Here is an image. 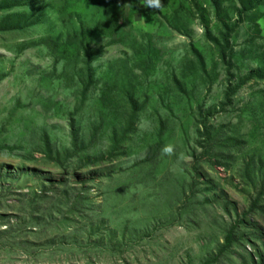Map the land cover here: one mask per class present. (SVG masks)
<instances>
[{
	"label": "rangeland",
	"instance_id": "374dc122",
	"mask_svg": "<svg viewBox=\"0 0 264 264\" xmlns=\"http://www.w3.org/2000/svg\"><path fill=\"white\" fill-rule=\"evenodd\" d=\"M115 2L120 34L116 40L94 34V47L101 50L94 67L101 82L75 120L90 131L104 82L120 93L117 101L123 105L129 81L138 109L136 135L125 143L126 155L111 157L113 129L100 131V151L91 167L102 166L104 173L92 181L63 175L65 169L39 146L46 130L57 145L71 147L68 115L79 107L76 74L83 67L79 61L65 68L54 60L56 49L38 44L48 31L52 39L70 31L73 22L54 9H42L41 3L35 19L42 24L0 32V76H5L0 82V264H203L216 255L225 230L237 221V233L264 248V221L247 214L253 191L243 186L236 170H225L205 155L197 129L199 117L207 118L208 126L236 125L245 134L236 167L251 155L264 159V80L240 84L264 64V19L258 22L260 34L245 21L229 38L234 52L230 76L220 54L226 46L223 32H228L224 24L236 22L227 11L229 2L221 17L208 0H162V10L146 7L145 0ZM16 11L0 12V19ZM198 50L203 68L196 71ZM137 53L153 61L148 76L127 68L139 59ZM226 56L229 60V49ZM175 77L187 82L186 88L180 89ZM239 84L227 100L229 86ZM167 145L174 148L171 156L162 154ZM152 149L161 153L154 162L149 160ZM66 166L77 167L75 162ZM83 186L93 212L80 217L70 214L69 202ZM42 188L48 192L43 204L50 208L39 212L36 224L27 199ZM212 190L218 195L213 203L204 201ZM229 204L237 208L231 215ZM233 250L232 263L222 256L218 264H250L252 245L236 244Z\"/></svg>",
	"mask_w": 264,
	"mask_h": 264
},
{
	"label": "trees",
	"instance_id": "16d2710c",
	"mask_svg": "<svg viewBox=\"0 0 264 264\" xmlns=\"http://www.w3.org/2000/svg\"><path fill=\"white\" fill-rule=\"evenodd\" d=\"M208 1L217 17L223 16L227 11L236 16V22L233 26L229 27L228 24H224L226 29H228V32H223V40L226 46L225 49L220 50L222 62L228 65L230 76H232L230 68L233 67L232 59L234 57V52L233 48L229 46V38L232 34L236 33L240 25L245 21L253 24L254 31L257 34L261 33V26L258 22L264 19V0ZM227 2L230 3V7L225 12V4ZM41 3H45L42 9H54L58 17L64 15L70 18V21L73 23L70 31H66L64 34L60 32L58 37L54 39L50 38L51 31H48L47 36L43 38L38 46H44L48 51L56 49L58 54L57 57L53 56L54 60L56 63L63 62L65 68H75L79 61L83 68L76 74L78 77L77 85L79 87V107L68 115L71 147L62 148L57 145L51 140L46 130L41 132L39 146H41L42 152L47 158L54 160L65 169L62 172L63 175L67 176L69 174H74L76 180L85 177V181H92L96 178L95 176L97 173H104L103 170H100L102 166L95 165V167H91V165L95 164V153L100 151V146H97L100 139V131L109 130L110 128L113 129L112 140L114 147L110 152V154L113 153L111 157L126 155L127 148L124 145L136 135L135 123L138 109L134 95L135 90L129 81H126L128 83L127 99H123V105H120L117 101L120 93L115 94L114 89L109 88L107 83L104 82L103 89L102 87L99 89L97 96L96 106L98 118L90 131H84L85 127H83L79 121L75 120V116L78 115L80 109L84 106L88 96L92 95L93 90L97 89L101 82L97 69L94 67L96 55L101 51L94 47V34L99 33V35L111 37L113 40H116L117 36L120 34L116 2L115 0H2L0 1V12L10 10L19 11L7 14L0 19V32L9 30L20 31L23 28L35 26L37 24L35 16L39 11L37 5ZM178 31H180L182 35H187L186 32H182L179 29ZM227 49L230 51L229 60H227L226 56ZM195 56L199 58V60L193 63V68L196 71L202 70L203 62L199 50L195 52ZM137 57H139V59L132 61L127 68L129 71L139 69L144 76H148L149 72L154 67L153 61L142 53H137ZM124 63L121 65L126 67ZM4 77V75L0 76V82ZM255 77L264 80V64L257 70H252L248 74L247 79L241 81L240 84H245L248 79H253ZM174 81L176 82L175 84L180 85V89H183V87L186 88L187 82H183L177 79V77L174 78ZM240 84L236 88L229 86L226 93L227 100L230 101L239 86L243 85ZM120 107L125 108L124 114L119 112ZM207 120L208 119L204 117H199L197 120L198 133H200L202 137L200 144L204 148L205 155L219 164V166H222L225 170H236L243 186L253 191L249 200L247 214L253 212L258 218L264 221V159L260 156L255 157L251 155L247 162L241 163V165L236 167L237 156L244 155L243 146L245 134H241L240 127L236 125L230 126L229 124L228 126L219 127L208 126ZM163 133L162 128L159 132L157 141L158 146L162 145ZM35 135H38V133H35ZM39 146L37 147L38 149H40ZM160 155L159 149H152L149 154V160L154 162ZM72 162H75L77 167L70 170L67 168L66 164ZM46 180L48 179H44L41 184L44 187H46ZM63 182L64 181L61 180L59 183ZM81 188L82 190H77L78 192L74 193L69 202L70 214H76L80 217H82L81 214L83 213L93 212V203L89 201V195L86 194L87 188L85 186ZM212 191L213 194L204 201L213 203L217 194L214 193V190ZM47 193L48 192L43 188L41 191L37 189V192L34 193L35 197L32 198L31 196V198L27 199L29 200L30 207L28 211L30 215L34 217L33 220L36 219V224L39 223L36 218L39 212H46L50 208V206L48 207L43 204L45 199H47ZM26 198H28V196ZM26 201L24 200V203ZM50 201L52 202L53 199H50ZM232 208L235 212L237 210L232 204H229V215H231L230 213H234L231 210ZM247 214L244 216L246 217ZM238 222L240 223V221H237L236 223L230 224L227 230H225L224 243L219 248V251L216 252L214 257L206 260L203 264H218L222 256L226 257L228 263H232L229 260V256L233 257L235 255L233 248L236 244L252 245L253 250H251V252L249 251L250 264H264V248H260L248 236L238 234ZM19 224L20 223L17 221L14 223V225ZM14 225L8 226L5 233L10 235Z\"/></svg>",
	"mask_w": 264,
	"mask_h": 264
},
{
	"label": "clouds",
	"instance_id": "9594fccd",
	"mask_svg": "<svg viewBox=\"0 0 264 264\" xmlns=\"http://www.w3.org/2000/svg\"><path fill=\"white\" fill-rule=\"evenodd\" d=\"M145 6L151 9L155 10H162L164 5L162 3V0H145ZM162 154L166 155H173L174 154V148L172 145H167L163 148ZM179 159H183V156L181 155Z\"/></svg>",
	"mask_w": 264,
	"mask_h": 264
}]
</instances>
